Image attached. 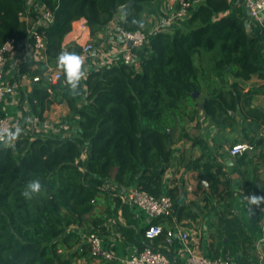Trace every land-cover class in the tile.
Segmentation results:
<instances>
[{"label":"trees","instance_id":"16d2710c","mask_svg":"<svg viewBox=\"0 0 264 264\" xmlns=\"http://www.w3.org/2000/svg\"><path fill=\"white\" fill-rule=\"evenodd\" d=\"M33 1L29 6L26 0H0V48L12 39H28L34 45L29 30L41 19L37 6L50 9L53 23L36 27L45 41L46 62L27 60L16 79L39 77L30 88L28 104L41 122L55 105L67 104L72 113L78 109L80 136L41 135L22 127L15 143H0V264H73L76 259H92L73 229L88 231L103 223L94 211L100 196H108L103 188L107 181L123 190L138 188L156 198L171 197L174 213L157 218L155 225L196 221L197 205L180 203L183 180L173 181L171 187L165 184L174 146L183 141L201 150L186 168L191 165L199 174L198 188L205 191L206 205L216 203L218 249L223 248L235 264H259L255 240L235 214L233 202L226 201L232 191L225 165L205 137L192 134L185 122L195 123L198 130L202 114L224 142L227 131H236V113L264 126V108L252 107L254 97L264 95V29L251 34L245 10L232 16L229 0H186L191 3L188 28L150 33L144 14L158 0H133L123 14V30L148 34L147 44L133 51L139 66L120 60L85 79L65 72V85L53 84L49 67L82 53L80 46L64 47L74 23L84 20L96 38L131 0ZM254 78L263 84L245 92L242 83ZM83 84L87 96L79 106ZM255 142L250 139L251 145ZM236 159L242 165L245 153ZM245 191H254L252 198L264 206V184ZM145 231L137 227L124 234L139 252L147 247L164 252L167 232L173 229L163 227L153 242Z\"/></svg>","mask_w":264,"mask_h":264},{"label":"crops","instance_id":"0c3cea01","mask_svg":"<svg viewBox=\"0 0 264 264\" xmlns=\"http://www.w3.org/2000/svg\"><path fill=\"white\" fill-rule=\"evenodd\" d=\"M166 4L167 0H158L148 5L144 19L147 23L145 29L150 33L172 31L177 26L188 28L187 20L177 22L169 20ZM231 4L232 9L230 14L236 16L237 10L242 7H240L241 5L238 0H233ZM123 14L119 11L115 19L96 38L91 36L90 29L85 26L84 20L74 23L72 31L65 38L64 47L70 45L82 47L90 42L96 47L93 54L83 64L82 79H85L90 72L111 67L121 60V56L127 47L122 38ZM246 22L249 32L256 36L263 29L262 27H264V15L261 16L260 21L250 19L247 15ZM34 57L33 45L28 39L21 41L17 50L8 57L4 68L5 76L11 81H19L21 86L13 97L0 106V115L8 118L19 131L22 127H26L28 131L41 135H47L51 132L49 135L60 136L62 138L79 137L80 131L77 126L78 109L72 113L67 104L55 105L46 113V120L44 122L39 121L31 113L28 104V94L33 84V78L22 76L20 79H16V74L21 64ZM37 60L46 62L45 53L40 58H37ZM252 81L242 83L245 92H248L252 87L263 84L261 80L257 79L260 82L259 85H246ZM86 96L87 91L85 84H83L78 95L79 106L85 104ZM252 107L263 109L264 95L255 96ZM238 114L241 116L240 113ZM233 117H235V114ZM242 121L245 126L239 130L241 138L235 141V143H246L250 146V149L245 152L246 159L240 166L237 165V159H233L226 148V145L229 143L228 135L234 132L227 131V142H224L219 136V131L213 127L211 129L213 136H210L209 139L205 137V139L214 147L218 159L225 165V170L231 180L232 196L228 197L226 201L233 202L235 214L241 219L247 234L256 242L257 254L260 259L259 264H264V232L260 227L261 216L257 211V201L252 198V195L256 194L254 191H251V194L245 191V188L256 191V185L264 184V126L249 123L243 118ZM243 129H246L247 132ZM236 131H238V120ZM250 139L256 140L254 145L250 144ZM85 144L87 151H89L90 145L88 142ZM173 151L175 156L165 177L166 187H171L173 181L179 182L183 180L186 191L185 202L197 205L199 217L196 221L186 224L175 223L173 226L161 224L162 228L166 227L167 230L173 229L175 232L174 246L167 248L164 244L163 250L174 264L179 262L186 264L189 249L212 258L224 256L223 248L218 249L217 245L218 218L213 214L216 203L213 200L211 205H206L204 201L205 191L198 188L200 181L199 174L193 170L191 165L186 168L190 162L200 157L201 150L199 147L192 148L189 142L183 141L175 145ZM85 158L86 155H84ZM109 185L115 193L110 196L108 193V196H100L94 211V215L102 219L103 223L98 225L97 228H92L88 231L76 228L73 230L80 235V245L85 246V250L88 253H90L88 235L96 234L100 236L103 248L113 255L114 260L109 262L93 258H81L76 259L73 264H124L125 260L139 252L137 245L125 236L124 231L136 230L137 227L140 229L146 228L149 223L148 217L140 208L125 202L124 195L128 192V189L123 190L112 181H107L103 187L105 192ZM190 187L192 191H189ZM117 200L122 202L121 207H117ZM221 230L222 232L224 231L222 228ZM179 231H185L190 234L191 239L187 247L181 242ZM71 252L67 251L68 254Z\"/></svg>","mask_w":264,"mask_h":264},{"label":"built area","instance_id":"2783aa9c","mask_svg":"<svg viewBox=\"0 0 264 264\" xmlns=\"http://www.w3.org/2000/svg\"><path fill=\"white\" fill-rule=\"evenodd\" d=\"M29 6L33 5V0H26ZM232 2L233 0H229ZM239 4L246 12L249 10V18L260 21L261 16L264 15V0H238ZM191 8V3L186 0H167L166 12L171 22L186 20L188 11ZM40 12L41 19L31 25L29 30L35 43L33 45L34 56L40 58L45 53V41L42 35L36 33V27L41 23L44 25H51L53 23V15L50 9L43 4L37 6ZM26 20L30 21L29 18ZM31 23V22H30ZM262 27V26H261ZM264 29V27H262ZM122 38L126 43V48L121 56V60L125 64L139 66V58L133 53L135 49H139L147 44L148 34L144 31L122 32ZM19 41L12 39L6 42L0 48V106L13 97L21 84L19 81H11L6 78L4 68L8 57L13 54L18 46ZM96 47L93 43H87L82 46V53L73 55L62 61L56 68H49L47 75L51 78L53 84L62 82L65 85L63 78L64 73L74 75L82 78L83 64L95 51ZM33 82H38L39 77H35ZM19 130L16 129L11 121L6 118H0V143L10 145L15 143ZM51 133V132H49ZM250 146L248 144H235L230 150V156L233 159L244 154ZM84 159V156H83ZM192 191V188H189ZM125 202L140 208L147 215L149 223L146 226L145 237L150 242L155 241L163 233V228L160 225H155L153 222L159 217L171 216L174 213L175 207L173 200L169 196H162L156 198L147 192L141 191L138 188H130L124 195ZM257 211L261 216L260 227L264 232V206H258ZM179 237L184 246H188L191 236L188 232L179 231ZM175 232L168 231L164 241L165 246L168 248L174 246ZM88 246L90 256L93 259L102 261H113L114 257L111 253L107 252L102 246L101 237L96 234L88 235ZM188 259L186 264H235L229 256L208 257L201 255L192 250H188ZM124 264H174L168 257L166 252L157 251L151 247L145 248L142 252H138L125 260Z\"/></svg>","mask_w":264,"mask_h":264},{"label":"rangeland","instance_id":"374dc122","mask_svg":"<svg viewBox=\"0 0 264 264\" xmlns=\"http://www.w3.org/2000/svg\"><path fill=\"white\" fill-rule=\"evenodd\" d=\"M259 84H260V82H258L257 79L254 78L252 82H250L249 84H246V85L247 86L248 85L255 86V85H259ZM235 117L238 120V131L234 132L231 135H228L229 143L226 145V148H227V150L229 152H230L232 146L235 145V144H246V143H243V142H238V143L236 142L235 143V141H237V140H239V138H241V135L239 134L240 133L239 130H241V128L243 126H245V124L243 123L242 118H241V116L239 114H235ZM199 121L201 122V127L198 130L195 128V123L185 122V125L187 123L186 127L188 128V131H190L192 134H195L196 135V134H199L200 133V134H202V136H204L207 139H209L210 136H213V133L211 131V129L213 128V126L210 125V122H208V121L206 123L204 122V118H203V115L202 114L200 116ZM203 123H204V127H203ZM179 136H180V132L177 131L176 132V135H175V138L178 139ZM180 143H182V142H180ZM177 144H179V143H177ZM174 156H175V153H174ZM106 193H108L109 196H110V195L114 194L115 192L113 191V189L109 185L108 188H106Z\"/></svg>","mask_w":264,"mask_h":264},{"label":"water","instance_id":"95a60500","mask_svg":"<svg viewBox=\"0 0 264 264\" xmlns=\"http://www.w3.org/2000/svg\"><path fill=\"white\" fill-rule=\"evenodd\" d=\"M133 4H134V2H133V0H131L127 5L121 7L119 9V11L122 12V13H125L126 11L131 9ZM247 15L250 16L249 10H247ZM48 79L51 80V78L49 76H48ZM32 86H34V84H32ZM194 97L197 98L198 94H195ZM200 108H203V105H201ZM169 133H171V130H169ZM185 197H186V191H185V188H183V190L181 191L180 203H184L185 202Z\"/></svg>","mask_w":264,"mask_h":264}]
</instances>
